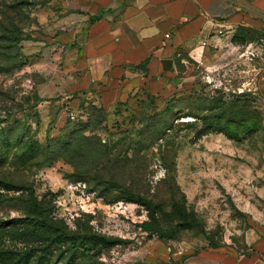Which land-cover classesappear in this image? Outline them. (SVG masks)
<instances>
[{"label":"rangeland","instance_id":"rangeland-1","mask_svg":"<svg viewBox=\"0 0 264 264\" xmlns=\"http://www.w3.org/2000/svg\"><path fill=\"white\" fill-rule=\"evenodd\" d=\"M31 2L21 13L29 17L23 20L28 35L19 43L20 54L10 46L7 58L0 57V132H7L0 137V176L26 184L37 194L50 193L55 213L73 230L118 238L117 244L96 247L92 255L69 264H182L200 249L228 246L249 251L251 235L264 237V24L238 23L220 34L218 44L185 49L159 92L141 88L110 108L97 102V108L105 112L95 110L92 118L93 95L72 91L67 85L80 72L62 56L77 42L66 44L58 39L81 21L80 10L69 11L65 0ZM1 44H5L2 38ZM71 73L75 78L68 79ZM183 87L197 97L204 92L210 100L221 96L234 122L255 124L258 129L237 139L213 129L203 133L205 124L215 121L216 109L204 113L196 109L197 130L181 139L172 167L177 188L160 181L165 169L157 155L149 156L148 167L138 164V170H131L125 155L137 130L163 108L161 96ZM66 94L73 96L71 101L77 99L69 104L74 119L63 107L66 102L61 99ZM210 100L207 106L211 108ZM78 123L88 126L87 133L91 129L98 132L115 156L120 155L102 169L114 176L113 189L148 194L163 202L162 210L154 206L150 216L139 202L110 200L99 191H90L104 184L96 175L98 168L90 170L86 181H77L72 164L63 159L49 164L46 151L34 158L22 157L31 139L46 145L48 138ZM19 217L21 212L12 200L5 201L0 219L16 221ZM22 246L17 244V248ZM69 259L65 258L66 264Z\"/></svg>","mask_w":264,"mask_h":264},{"label":"trees","instance_id":"trees-1","mask_svg":"<svg viewBox=\"0 0 264 264\" xmlns=\"http://www.w3.org/2000/svg\"><path fill=\"white\" fill-rule=\"evenodd\" d=\"M31 4V0H12L11 3L0 0V38L5 42L0 45V57L7 58L10 46L15 47L17 55L20 54L22 45L19 47V43H22L28 35L23 20L29 17L21 13ZM95 17L98 18L99 15L91 19L94 20ZM9 41L13 44L11 45ZM210 98L205 92L197 97L194 92L184 87L181 90L176 88L170 94L161 96L163 108L157 110L149 121L137 130L138 135L134 144L127 148L125 159L127 164H131V170H138V164L148 167L149 156L155 154L165 169L164 177L160 181L173 183L179 188L172 167L177 151L181 147V139L197 130L199 116L196 114V109L200 113L208 109H216L215 121L205 124L203 133L213 129L237 139L241 135L246 136L258 129V125L255 124L234 122V116L225 109L226 103L221 96L211 100ZM196 100L199 101L198 107L195 106ZM209 100L213 103L211 108L207 106ZM89 107L94 111L92 118L97 111L105 112L103 107L98 109L95 102H91ZM202 115V118H206L205 114ZM184 117L194 119L184 120L182 119ZM87 127L81 123L72 124L58 136L48 138L46 145L31 139L30 149L22 150L21 155L34 158L46 151L49 164L58 159L72 164L79 176L77 181H86L90 170L99 169L96 175L104 184L91 188L90 191H99L101 196L110 200L123 199L139 202L147 207L150 216L153 215L154 206L162 210L163 202L155 201L148 194H141L131 189L120 193L119 190L113 189L111 183L115 180L112 178L114 176L105 174V170L102 169L118 161L120 155L115 156L113 148L103 142L98 132L91 129L87 133ZM6 135L7 132H0V137ZM1 158L0 153V162ZM11 191L13 195L9 194ZM49 194H37L26 184H17L6 176H0V209L3 208L5 201L12 200L15 209L21 212V217L16 221L0 219V264H51L52 261L66 264L67 257L70 258L68 264L71 261L75 263L83 256L92 255L96 247H111L118 243V238L106 234H81L70 228L66 220L55 213L54 199L49 197ZM173 199L176 200V198ZM183 215L185 217L189 215L187 207H184ZM18 243L23 246L17 248Z\"/></svg>","mask_w":264,"mask_h":264},{"label":"crops","instance_id":"crops-1","mask_svg":"<svg viewBox=\"0 0 264 264\" xmlns=\"http://www.w3.org/2000/svg\"><path fill=\"white\" fill-rule=\"evenodd\" d=\"M65 1L69 11L75 8L83 16L58 36L66 44L77 42L62 56L80 72L76 78L68 75L75 79L67 85L92 94L93 102L106 108L141 88L159 92L168 72L176 70L172 67L177 54L185 49L204 41L218 44L220 31H231L238 23L264 24V0ZM169 58L170 69L163 64ZM72 97L61 99L68 113L74 112L69 104L77 99L71 101ZM248 241L247 252L228 246L200 249L182 264H264V237L251 235Z\"/></svg>","mask_w":264,"mask_h":264},{"label":"water","instance_id":"water-1","mask_svg":"<svg viewBox=\"0 0 264 264\" xmlns=\"http://www.w3.org/2000/svg\"><path fill=\"white\" fill-rule=\"evenodd\" d=\"M164 67L170 69L173 64V59H166L163 61Z\"/></svg>","mask_w":264,"mask_h":264},{"label":"built area","instance_id":"built-area-1","mask_svg":"<svg viewBox=\"0 0 264 264\" xmlns=\"http://www.w3.org/2000/svg\"><path fill=\"white\" fill-rule=\"evenodd\" d=\"M220 33H222V31H220ZM167 36H168V35H167ZM203 44L206 45L207 42L204 41ZM180 55H181L180 53L177 54V56H180ZM69 116H70V118L74 119V118H75V114H74V112H70V113H69Z\"/></svg>","mask_w":264,"mask_h":264}]
</instances>
